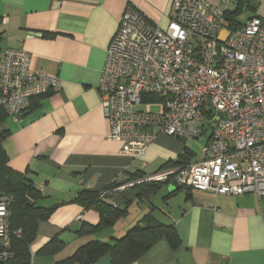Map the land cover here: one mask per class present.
I'll return each mask as SVG.
<instances>
[{"label": "crops", "instance_id": "1", "mask_svg": "<svg viewBox=\"0 0 264 264\" xmlns=\"http://www.w3.org/2000/svg\"><path fill=\"white\" fill-rule=\"evenodd\" d=\"M210 1L224 11L239 9L241 22L264 18V0ZM172 2L0 0V48L25 49L33 70L59 79L49 94L32 100L33 106L18 121L10 118L12 133L4 143L10 166L26 172L42 190L43 205L58 206L40 224L31 245L33 264H65L62 261L79 246L122 236L148 212L173 223L182 243L173 249L161 238L131 264H264V198L193 190L188 200L179 193L165 202L161 192L141 202L129 179L137 171L146 176L156 173L184 152L185 143L160 135L143 156L133 158L123 153L121 141L109 136L111 125L103 114L98 85L121 16L132 5L166 29ZM115 182L122 184L110 189ZM85 190L107 191L113 204L128 209L135 202L139 206L134 211L139 212L130 217L129 211L113 226L87 233L84 224L97 226L101 218L93 208L71 201ZM54 237L64 247L41 253ZM92 264H111V256L102 255Z\"/></svg>", "mask_w": 264, "mask_h": 264}, {"label": "built area", "instance_id": "2", "mask_svg": "<svg viewBox=\"0 0 264 264\" xmlns=\"http://www.w3.org/2000/svg\"><path fill=\"white\" fill-rule=\"evenodd\" d=\"M171 13L163 29L132 5L124 10L98 85L109 136L133 158L143 156L160 135L206 136L194 162L138 182L174 176L194 189L255 194L261 200L264 18L253 16L230 27L225 11L210 0H173ZM225 28L230 32L222 41ZM58 85V77L31 68L25 49L0 48V109L14 121L35 97ZM9 217L8 197L0 196V259L9 255Z\"/></svg>", "mask_w": 264, "mask_h": 264}, {"label": "trees", "instance_id": "3", "mask_svg": "<svg viewBox=\"0 0 264 264\" xmlns=\"http://www.w3.org/2000/svg\"><path fill=\"white\" fill-rule=\"evenodd\" d=\"M240 15L239 9L225 11V17L230 27L241 23L239 20ZM1 23L2 17L0 16V26ZM2 39L3 32L0 30V46ZM49 93L50 91L35 97L34 100ZM32 106L33 101H31L30 107ZM9 120L10 115L8 112L5 109H0V196L8 197L10 210L8 222L12 235L9 255L0 259V264H32L31 245L37 238L40 224L42 221H47L58 206H44L42 201L46 197L43 195L42 190L26 175V172L17 171L10 166L9 155L4 144L12 133L8 126ZM208 133L209 131H207ZM204 138L207 139L206 136ZM190 139L199 138L179 139L185 143L184 152L176 160L163 164L157 172L170 166H187L194 162L198 155L186 144ZM148 176L137 171L129 179L134 180L133 187L137 191L138 200L141 202L150 201L161 192L164 193L163 200L165 202L180 192H185L186 200H188L192 195V191L195 190L177 182L174 176L163 181L144 180L138 182ZM121 184V182H115L111 184L110 189L119 188ZM168 185H174V189L170 192L165 188ZM165 190L166 192H164ZM102 193L103 191L85 190L71 200L82 204L87 209L93 208L100 214L101 221L99 225L84 224V231L87 233H95L103 227L113 226L118 219L127 216L129 212L128 206L120 207L113 204L110 201L112 199L111 194L102 196ZM162 207L166 209L165 205H162ZM161 238H166L173 249H177L182 243L173 223L161 222L153 216L152 212H148L131 226L124 235L112 237L108 241L92 239L79 246L71 256L62 262L65 264H92L102 255L109 254L111 264H131L143 256ZM63 247V242L58 237H54L42 248L41 253L51 254ZM2 250L3 247L0 243V252Z\"/></svg>", "mask_w": 264, "mask_h": 264}, {"label": "rangeland", "instance_id": "4", "mask_svg": "<svg viewBox=\"0 0 264 264\" xmlns=\"http://www.w3.org/2000/svg\"><path fill=\"white\" fill-rule=\"evenodd\" d=\"M233 6H234V4H232L230 8H233ZM240 20H242V18H240ZM204 142H205V138L190 139V140L187 141V144L199 156L201 154V149H202V146L204 145ZM165 188L167 189L168 192H170V191H172V189H174V185H168V187H165ZM164 192H166V190ZM180 193H183L182 195L185 197V195H186L185 192H180ZM131 204L132 205H130V206H132V208L130 209V207H129V211H130L129 215H130V217H132L135 212H139L138 210L134 211V209L137 208L139 206V204H136L135 202L131 203Z\"/></svg>", "mask_w": 264, "mask_h": 264}, {"label": "water", "instance_id": "5", "mask_svg": "<svg viewBox=\"0 0 264 264\" xmlns=\"http://www.w3.org/2000/svg\"><path fill=\"white\" fill-rule=\"evenodd\" d=\"M229 30L227 28H225L222 32H221V35H220V39L222 41H225L226 37L229 35Z\"/></svg>", "mask_w": 264, "mask_h": 264}]
</instances>
